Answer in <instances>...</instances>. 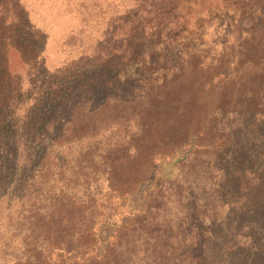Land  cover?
<instances>
[{
  "label": "trees",
  "instance_id": "1",
  "mask_svg": "<svg viewBox=\"0 0 264 264\" xmlns=\"http://www.w3.org/2000/svg\"><path fill=\"white\" fill-rule=\"evenodd\" d=\"M126 1L127 5L120 6L123 13L116 16L121 25L110 36L127 38L120 45L115 43L105 63L118 64L119 59L132 55L128 46L132 39L137 45H172L150 63L145 57L137 59L140 71L144 70L139 80L143 85L149 83L145 88L134 87L138 95L116 91L120 89L116 75L96 74L77 85L52 84L51 93L42 92L40 100L47 95L51 104L58 101L62 105L49 107L53 115L36 133L30 127L26 132L18 130V124L30 119L34 106L7 101L19 121L12 126L0 122V154L9 149L8 144L19 151L32 147L28 153H34L27 157L31 159L42 144L50 143L51 150L67 135L93 137L115 125L133 124L138 130L128 143L118 144L99 161L105 192L97 185L99 178H91L97 173L89 172L80 195L36 193V203L26 216L29 255L25 264H129L134 257L143 258L140 264H217L205 243L211 231L205 215L209 202L195 196L204 173L214 185L216 202L231 204L233 213L249 212L244 227L249 231L244 236L242 231L236 234L247 244L225 251L236 258L253 246L258 252L264 227L255 223L263 212L257 200L264 187V159H245L240 154L234 159H207L194 174L189 171L195 168L191 163L196 159L191 156L223 157L235 145L239 132L250 134L248 145H264V26L249 23L246 26L251 27L245 28V12L233 11L221 37L214 35V47L220 49L210 57L205 55L207 44L199 35L180 36L185 9L196 1ZM192 20L197 33H207L214 25L205 15ZM5 48V61L13 70L10 52L17 50L10 45ZM40 100L34 99V103L38 106L43 103ZM65 116L60 136L51 138L49 131H56V120ZM176 154L182 156L167 159ZM49 169L45 165L39 173L42 191ZM145 232L147 237L142 240ZM220 252L221 247L216 255Z\"/></svg>",
  "mask_w": 264,
  "mask_h": 264
},
{
  "label": "rangeland",
  "instance_id": "2",
  "mask_svg": "<svg viewBox=\"0 0 264 264\" xmlns=\"http://www.w3.org/2000/svg\"><path fill=\"white\" fill-rule=\"evenodd\" d=\"M18 1L19 4L15 0H0V122L4 121L5 124L12 126L19 121L17 116L13 117L15 111L12 106H8V99L27 102L31 104L30 106H34V109L31 110V117L26 123L18 124L19 131L24 128L26 132L28 127L31 128L32 133L43 130L54 112L49 107L52 104L54 107L62 105L58 101H52L51 104L47 96L51 93L49 88L52 84L77 85L79 80L89 82L96 77V74L107 77L116 75V85L120 87L116 91H122L130 96L138 95V89L134 87L145 88L149 83L143 85V80H139L144 70L142 68V72L140 71V63L137 59L145 57V62L150 63V60H156L160 54L169 52L172 46L169 42L137 45L138 42L132 39L128 45L132 55L129 54L124 60L119 59L118 64L110 61L105 63L106 54L112 51L115 43L119 42L120 45L127 38L110 36L114 27L121 25L116 22V16L123 13L124 9L120 6L127 5L126 0ZM192 1H196V4L192 8L185 9L186 23L180 36L199 35L206 41L207 49L204 52L205 55L211 54L210 57L220 49V47L216 49V45L214 47L217 39L215 36L221 37L223 33L221 30L225 26L228 27L233 11L245 12V20L242 22L245 28L264 26V0ZM199 15L214 20L213 27L207 33H197L192 29V17ZM249 23L253 25L246 26ZM9 45L17 50L10 52L13 70L5 61L7 52L5 47ZM42 92H46L47 95L40 100ZM34 99H39L43 103L37 106ZM66 117L56 120L57 130L49 131L51 138L57 139L60 136ZM254 121L255 119H251L252 123ZM250 130L251 127L249 132ZM20 134L23 135L19 132ZM136 134L138 130L131 124L127 127L115 125L93 137L82 139L67 135L58 140L51 150H49L52 146L50 143L42 144L36 157L31 159L27 157L34 153V150L31 154L28 153L32 147L25 148L26 150L21 148L19 151V147L8 144L9 149L4 154H0V264H25V259L29 255V248L26 247L29 222L26 216L28 209L36 203L37 192L48 196L80 195L87 179L90 178L86 175L89 172L97 173L91 178H99L97 185L105 192L108 189L104 181L105 177L98 173L99 161L106 159L108 153L118 144L128 143ZM249 137V133L239 132L235 145L228 149L223 157L191 156L190 159L196 160L191 163L195 164V168L189 171L190 174H194L195 170L207 162V159H234L239 154L245 159H264L262 157L264 145L256 147L248 145ZM48 150V157L43 161V156ZM180 156L182 155L176 154L167 159H176ZM45 165L50 169L47 174L45 171L41 174L42 178L46 174L44 177L46 190L42 191L39 187L41 181L39 173ZM207 178L204 173L195 196L200 200L207 199L209 202L208 213L205 215L208 217L206 226L210 227L211 231H208L205 243L214 253L212 259L217 264H264L263 232L259 236L261 248L258 252L256 251L258 248L253 246L249 252L243 253L242 257L236 258L235 254L225 251V248L230 246L247 244L246 239L236 237V234L242 231L244 236L249 231L247 227L244 228L249 212L233 213L231 204L222 205L219 200L216 202L214 185L212 186ZM262 179H264V171ZM257 203L260 204L263 212L261 220L255 224L264 227V187L260 188ZM145 237H147L146 232L141 235V239L144 240ZM219 247L221 252L216 255ZM142 259V257H134L129 264H140Z\"/></svg>",
  "mask_w": 264,
  "mask_h": 264
}]
</instances>
